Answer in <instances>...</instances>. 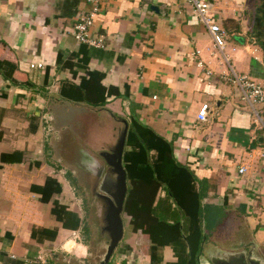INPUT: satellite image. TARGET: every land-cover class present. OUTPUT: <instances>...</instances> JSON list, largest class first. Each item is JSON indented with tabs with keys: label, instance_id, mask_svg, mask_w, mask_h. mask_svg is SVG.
<instances>
[{
	"label": "crops",
	"instance_id": "1",
	"mask_svg": "<svg viewBox=\"0 0 264 264\" xmlns=\"http://www.w3.org/2000/svg\"><path fill=\"white\" fill-rule=\"evenodd\" d=\"M263 5L210 0L227 63L209 53L210 34L186 0H102L90 32L105 35L104 49L71 33L87 0H0V264H34L45 254L47 264H99L107 240L85 234L87 208L66 176L71 165L89 179L76 167L79 152L112 144L117 119L130 116L163 138L194 180L162 167L172 196L164 180L123 160V236L108 264H196L200 249L207 260L251 249L264 262V103L258 123L225 79L232 69L264 82V38L255 36ZM32 62L44 68L29 69ZM202 103L210 106L205 121L197 119ZM78 185L87 193L83 177ZM201 208L199 244L193 219Z\"/></svg>",
	"mask_w": 264,
	"mask_h": 264
},
{
	"label": "water",
	"instance_id": "2",
	"mask_svg": "<svg viewBox=\"0 0 264 264\" xmlns=\"http://www.w3.org/2000/svg\"><path fill=\"white\" fill-rule=\"evenodd\" d=\"M151 8L156 10L155 7ZM255 36L264 38V30L257 32ZM107 112L111 114L110 111ZM117 120L120 126L115 129L113 143L101 144L97 153L82 149L76 162L77 168L89 174H87L89 179L86 177L84 179L88 185L90 183L86 191L93 208L94 220L97 221L93 226L96 227V233H101L107 240L106 252L99 264L109 263L115 247L123 236L122 212L128 187L123 152L128 123L125 119ZM51 257L58 258V255L52 253ZM231 257L235 258L236 262H232ZM196 264H264V262L256 258L251 249H243L236 254H226L225 258L209 256L208 260L202 256V251H199L196 255Z\"/></svg>",
	"mask_w": 264,
	"mask_h": 264
},
{
	"label": "built area",
	"instance_id": "3",
	"mask_svg": "<svg viewBox=\"0 0 264 264\" xmlns=\"http://www.w3.org/2000/svg\"><path fill=\"white\" fill-rule=\"evenodd\" d=\"M189 5L193 15L207 28L210 37L211 45L208 48L211 55H218L225 62H229V56L225 53L228 48V42L226 40V32L221 27V25L212 17L210 14V0H186ZM89 4V9L80 13L77 19L74 21L72 26V35L74 39L81 44H86L87 46L104 49L107 45L106 38L104 34H92L90 32L91 27L97 17L100 10V5L102 0H87ZM231 50H235V47H231ZM257 51L256 48L252 49V52ZM200 50H195L194 55H199ZM256 59V57H255ZM264 66V62H261ZM197 65L199 67H204L205 62L203 60H198ZM29 69L39 68L43 69V62H32L28 64ZM206 75H210L211 71L209 69L205 70ZM225 79L231 83L234 87L238 89L243 100L246 101L249 108H251L254 115H256V121L259 123L261 118L259 116V111L257 109L258 105L264 103V82L256 81L246 74L235 73L232 69L228 74H225ZM210 110L208 103H202L197 112V119L199 121H205L207 114ZM260 129H264L262 124L259 125ZM262 151L260 153L261 157H264V139H263ZM246 168L240 166L238 172L240 174L244 173ZM34 264H47V255H40L34 261Z\"/></svg>",
	"mask_w": 264,
	"mask_h": 264
},
{
	"label": "trees",
	"instance_id": "4",
	"mask_svg": "<svg viewBox=\"0 0 264 264\" xmlns=\"http://www.w3.org/2000/svg\"><path fill=\"white\" fill-rule=\"evenodd\" d=\"M89 77L95 75V72H88ZM86 87V88H85ZM79 88L87 90V86L85 84V79L82 78L79 84ZM84 101L94 106H103L105 103V99L103 98L98 102L87 101L84 98ZM130 122L127 135H126V144L129 145V149L123 152V160L126 162L136 163V168L138 171L143 173H148L151 178L155 180H161L167 185V189L172 196H174L173 190H171V183L169 181H165L166 179L163 177L162 167L171 163L177 170L180 172H186L189 174V178L194 180L192 174H190L185 167L176 162L172 157V149L171 146L160 136L153 132V130L147 128L138 122L137 117L130 116ZM139 144L136 147V144ZM154 151V152H151ZM145 155V158L142 156ZM140 158V159H139ZM141 160L140 162H135L136 160ZM145 159L144 161H142ZM127 171V170H126ZM69 175V172L67 173ZM71 174V173H70ZM170 184V185H169ZM57 189V187H56ZM204 210L200 209L197 218L193 219L195 221V225L197 226V232L200 237H198L199 244L202 240V229H200L198 225V220L205 217L203 216ZM206 225V229H207ZM196 228V227H195Z\"/></svg>",
	"mask_w": 264,
	"mask_h": 264
},
{
	"label": "rangeland",
	"instance_id": "5",
	"mask_svg": "<svg viewBox=\"0 0 264 264\" xmlns=\"http://www.w3.org/2000/svg\"><path fill=\"white\" fill-rule=\"evenodd\" d=\"M252 44V43H251ZM228 49V48H227ZM80 150V149H79ZM85 157V156H83ZM85 160H88L87 157L84 158ZM86 162V161H85ZM71 169H74L71 165L68 167V172H69V176L67 178L68 182L70 183H73L75 185V187H78L75 189V192H77L79 195H81V198H83V201L85 204H83V206L85 208H87V211H86V221H85V226H86V230H85V234H87L88 236H90V238L92 237V233L94 232L95 228L93 225L96 224V220H94V212H93V208H92V205L89 204V195L87 193H85L83 191V188L81 186L78 185V182L81 180V177L84 178V176H80L81 174L77 171L76 173H72L70 174V170ZM71 179V180H70ZM73 181V182H72ZM85 189H87L86 187H84ZM80 189V190H79ZM73 191V190H72ZM85 193V194H84ZM77 195V194H76ZM78 196V195H77ZM200 251H202V256L204 257L205 256V253L206 251L205 250H202L200 249Z\"/></svg>",
	"mask_w": 264,
	"mask_h": 264
},
{
	"label": "flooded vegetation",
	"instance_id": "6",
	"mask_svg": "<svg viewBox=\"0 0 264 264\" xmlns=\"http://www.w3.org/2000/svg\"><path fill=\"white\" fill-rule=\"evenodd\" d=\"M79 157H77V159H78ZM231 261L232 262H236V259L235 258H233V257H231Z\"/></svg>",
	"mask_w": 264,
	"mask_h": 264
}]
</instances>
